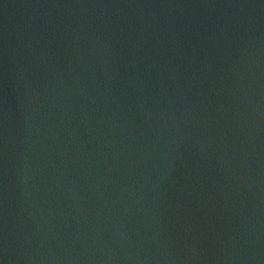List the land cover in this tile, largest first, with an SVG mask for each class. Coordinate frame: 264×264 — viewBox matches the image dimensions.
<instances>
[{"label": "water", "instance_id": "obj_1", "mask_svg": "<svg viewBox=\"0 0 264 264\" xmlns=\"http://www.w3.org/2000/svg\"><path fill=\"white\" fill-rule=\"evenodd\" d=\"M0 264H264V0H0Z\"/></svg>", "mask_w": 264, "mask_h": 264}]
</instances>
